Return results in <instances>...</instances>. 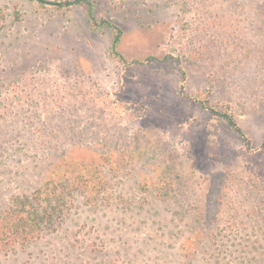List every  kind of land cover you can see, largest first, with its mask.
Instances as JSON below:
<instances>
[{"label": "rangeland", "instance_id": "obj_1", "mask_svg": "<svg viewBox=\"0 0 264 264\" xmlns=\"http://www.w3.org/2000/svg\"><path fill=\"white\" fill-rule=\"evenodd\" d=\"M68 1L0 0V264H264V0Z\"/></svg>", "mask_w": 264, "mask_h": 264}, {"label": "trees", "instance_id": "obj_2", "mask_svg": "<svg viewBox=\"0 0 264 264\" xmlns=\"http://www.w3.org/2000/svg\"><path fill=\"white\" fill-rule=\"evenodd\" d=\"M81 2L82 0H70L58 5L73 6L79 5ZM117 42L118 36L116 35L112 40V47H115ZM224 117L231 126L236 127L230 116L225 115ZM57 168L59 167L57 166ZM84 173L79 169H69L67 174L72 179L70 185L79 186L83 189L89 188V190L97 193L101 189L100 186L103 181L99 180L97 176L91 179ZM42 194L40 190H37L30 197H16L8 209L0 212V251L12 249L17 245L28 244L30 241L36 240L44 229L54 225L55 209L52 207L53 203L45 201L43 209L34 204V202L38 203Z\"/></svg>", "mask_w": 264, "mask_h": 264}]
</instances>
